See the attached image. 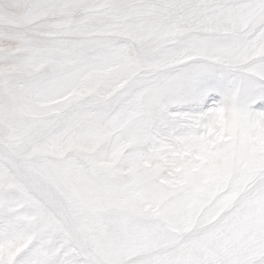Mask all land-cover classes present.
Returning a JSON list of instances; mask_svg holds the SVG:
<instances>
[{
    "label": "snow or ice",
    "instance_id": "obj_1",
    "mask_svg": "<svg viewBox=\"0 0 264 264\" xmlns=\"http://www.w3.org/2000/svg\"><path fill=\"white\" fill-rule=\"evenodd\" d=\"M0 264H264V0H0Z\"/></svg>",
    "mask_w": 264,
    "mask_h": 264
}]
</instances>
